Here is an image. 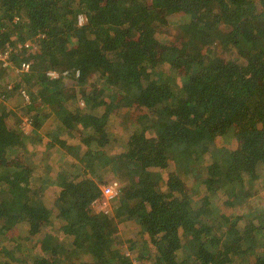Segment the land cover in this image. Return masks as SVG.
<instances>
[{
  "label": "trees",
  "instance_id": "obj_1",
  "mask_svg": "<svg viewBox=\"0 0 264 264\" xmlns=\"http://www.w3.org/2000/svg\"><path fill=\"white\" fill-rule=\"evenodd\" d=\"M11 39L30 42L32 71L0 70V264H264V197L253 188L264 177V0H0V43ZM215 41L228 59L203 53ZM48 70L68 75L51 80ZM22 78L29 103L17 93ZM71 81L89 85L75 92ZM49 116L86 135L81 174L49 158L62 143L42 133ZM123 117L129 138L107 158L123 182L119 207L97 211L106 183L95 167L109 123ZM233 133L237 147L216 145ZM219 192L229 207L257 201L245 228V215L226 218L224 239L208 218ZM126 219L138 235L131 246L154 248L148 259L113 246ZM24 240L40 242L41 256H26Z\"/></svg>",
  "mask_w": 264,
  "mask_h": 264
},
{
  "label": "rangeland",
  "instance_id": "obj_2",
  "mask_svg": "<svg viewBox=\"0 0 264 264\" xmlns=\"http://www.w3.org/2000/svg\"><path fill=\"white\" fill-rule=\"evenodd\" d=\"M169 21H176L178 19V17H174V15H170L168 16ZM85 21L84 19V15L80 14V22L83 23ZM172 21V22H173ZM172 24V23H171ZM169 29L174 30L175 27H169ZM167 39L165 37L166 43L167 44H174L176 42V36L174 35L173 37L170 35H166ZM203 53H210L213 57H221L223 59H228L229 57V53L225 51V49L223 48V46L218 42L215 41L214 43L204 47L203 49ZM157 61V60H156ZM155 61V63H156ZM167 64V63H166ZM84 72H80L79 74L76 73V77L78 81H82ZM24 78V77H23ZM22 78L21 83L22 85L25 84L24 79ZM17 80V78H12V80ZM11 79H9L10 81ZM90 83H92V79L90 80ZM26 85V84H25ZM89 84H82V85H75V83L73 84L72 81L70 82V89L73 91H77L76 89L78 87H80L82 90L83 89H87ZM27 86V85H26ZM78 86V87H77ZM19 89V87H18ZM17 89V93H19V90ZM110 92H106L105 95L108 97ZM32 95V94H31ZM83 104V102L81 103V105ZM21 110H20V115L21 117H23L25 114H27L26 112V106L24 104H22L21 106ZM132 115L134 116L135 119H140L145 115V109L141 108V109H134ZM43 127H42V133H44L46 135L47 131L49 130H53L54 132L59 133V138L62 140L61 144H57L54 145L53 147L49 148L48 151V145H46L47 140L44 139L41 144H39V150L40 151H46L45 153L49 154V158L54 160L57 165H59V163H63L62 165L69 170L70 173L72 174H81L82 172V166H81V160L82 158L85 157L84 154V148H79V146L82 143H86L87 141V137H85L86 135L80 130L75 131V134H68V130L66 129V124L60 122L58 119H56L54 116H49L47 118H45V120L43 121ZM126 123V119L123 118H119L118 120H116V122H111L108 125V130L110 132V142L108 143L107 147H106V151L104 152V157L102 158L101 164L102 165H96L95 169L97 171V173H99L102 176L103 179V183L108 184L107 182H112L113 180H118V177L114 174L113 170L110 168L108 162H107V158L109 160V158H111V156L121 152L122 150H124V145L127 142L128 138H129V130L126 128L127 124ZM234 133L230 135L229 138H225V137H220L219 139H217L216 145L219 147H223V146H228L230 148H234L238 146V139L235 138ZM83 146V145H82ZM48 151V152H47ZM75 163V164H74ZM260 172H262V174H264V168H260ZM177 171V170H176ZM175 172H172L171 174H173ZM178 173V172H176ZM167 175V174H166ZM229 177L231 178V181L233 182L235 175L234 174H230ZM165 179H167V176L165 177ZM121 181V180H120ZM197 175L192 176V178L186 179V187L187 188H192V187H196L194 186L195 183H197ZM244 182L247 183L248 186V180L247 177H244ZM109 182V183H110ZM237 182V181H236ZM121 183L123 184V182L121 181ZM237 184H239L238 186L243 187L245 184H241L239 182H237ZM105 185V184H104ZM103 186V185H102ZM246 186V187H247ZM255 189V194L256 196H259L260 198L264 197V177L263 180H259L258 182L255 183L254 187ZM193 191V189H191ZM204 190H202V193ZM261 195V196H260ZM214 197H219V199L217 201H214ZM212 197V205L214 207L213 213H211L209 215V219L211 221V224L214 228V233L221 237L222 239H224V237H226V229L225 225H223L222 223L226 221V218L228 216H232V218L238 217V215H245L246 219H242L239 220L238 223V227L239 228H245L247 222L251 219L249 217H252V215L250 214L251 209L250 204H256V198H253L252 201H250V203L247 204H238V202L236 201L237 205L233 206V207H229L226 205V200L225 197H227L225 194H222V192L216 193L215 196ZM261 198V199H262ZM117 199V198H116ZM114 199L112 200L110 203H106V205H102V203H95L94 208L97 211H101L104 210V212H112L113 210H115L118 206V201ZM249 204V205H248ZM119 207V206H118ZM232 211V213H231ZM220 213H223V215H221ZM255 221V219H254ZM119 229L117 231V233L115 234V238L113 239L114 243H117L118 245H114L113 246L116 247V249L121 248L123 251V253L125 254V256L129 257L130 259H132L133 262L139 261V259H148L147 257H149V255L154 252V248L149 245V244H143L140 241H138V244H136V246L132 247V240L134 238H137L138 235L136 233V228H135V224L133 223V221L126 219L123 220L119 223L118 225ZM20 230H24L23 226L20 224ZM64 236L63 232L59 233V236ZM39 237V236H37ZM35 240V239H34ZM23 243L25 244V248L26 249V256L28 257H32L33 254H37L39 256H41L42 252L39 251L38 247L41 245L40 242H34L33 244H29V242L27 241H23ZM31 247V248H28ZM226 249L228 250L229 247L227 246ZM27 250H30L31 252H27ZM28 253H30L28 255ZM146 264H149V259L146 261ZM227 264H241L240 258H234L232 259L231 262H228Z\"/></svg>",
  "mask_w": 264,
  "mask_h": 264
},
{
  "label": "built area",
  "instance_id": "obj_3",
  "mask_svg": "<svg viewBox=\"0 0 264 264\" xmlns=\"http://www.w3.org/2000/svg\"><path fill=\"white\" fill-rule=\"evenodd\" d=\"M42 35H38L40 37ZM31 44L29 41H20L18 39H11L5 43H0V70L15 72L16 75L28 74L32 71L31 62L26 58V49L30 48ZM80 73L79 70L76 71ZM67 71L59 72L55 70H48L46 76L51 80H56L60 77H66ZM19 93L24 97L25 103L31 102V93L20 84ZM23 129L31 131L32 118L25 114L22 122ZM122 192V183L118 180L102 186V193L104 199L102 201L96 200L95 203H110L112 200L118 198Z\"/></svg>",
  "mask_w": 264,
  "mask_h": 264
},
{
  "label": "crops",
  "instance_id": "obj_4",
  "mask_svg": "<svg viewBox=\"0 0 264 264\" xmlns=\"http://www.w3.org/2000/svg\"><path fill=\"white\" fill-rule=\"evenodd\" d=\"M48 142V141H47ZM47 142H46V145H47Z\"/></svg>",
  "mask_w": 264,
  "mask_h": 264
}]
</instances>
